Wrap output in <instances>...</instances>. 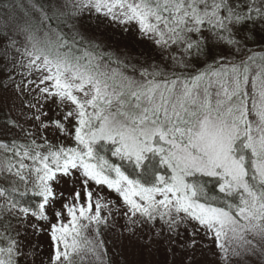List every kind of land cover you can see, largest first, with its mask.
Returning <instances> with one entry per match:
<instances>
[{
	"label": "snow or ice",
	"instance_id": "1",
	"mask_svg": "<svg viewBox=\"0 0 264 264\" xmlns=\"http://www.w3.org/2000/svg\"><path fill=\"white\" fill-rule=\"evenodd\" d=\"M86 13L171 65L113 50ZM11 33L0 88L21 104L0 138V264H21L29 228L47 231V264H113L104 188L122 202L121 236L140 244L135 264H152L161 238L180 241L184 264L198 250L264 264V55L248 47L264 42V0H56Z\"/></svg>",
	"mask_w": 264,
	"mask_h": 264
},
{
	"label": "trees",
	"instance_id": "2",
	"mask_svg": "<svg viewBox=\"0 0 264 264\" xmlns=\"http://www.w3.org/2000/svg\"><path fill=\"white\" fill-rule=\"evenodd\" d=\"M65 2L70 4L71 0H59L60 4H64ZM54 3H56V0H0V35H11V30H14L18 23L35 16L39 7L44 6L45 8H50ZM82 23L85 26V30H87L90 34L100 37L105 43L111 45L112 49L117 52H123V50H120L119 48L121 47L120 45H123V49L127 50L125 53L131 54L138 59L148 57L155 60L157 63L162 62L165 65H171V60L165 59V57H169L167 55L168 53L161 52L159 49L147 42L137 40L133 32H129L125 35L118 27L113 28L112 26H108L106 29H98L95 21L89 20L87 13L84 16ZM53 27H55V24H53ZM124 44H127L128 46ZM248 47L252 49L257 56L264 55V42L257 44L249 43ZM172 51H176V49H173ZM211 61L212 60H209L208 63L211 64ZM197 67L203 68L204 65L198 64ZM6 70H10V66L9 69H5L4 65L0 64V79H3V72ZM15 78L16 81L19 82V76H16ZM4 83L7 84L8 81L4 79ZM0 96H6V101L14 100L16 105L15 108H12L11 104L5 103V101L2 102V98L0 97V128H3L5 114L10 112L12 117H16L20 111L21 101L19 98H16L15 93L10 87L8 89L0 88ZM49 131L52 132L51 129ZM6 136L7 134L1 135L0 138H4ZM49 139L55 142L57 140V134L49 137ZM65 143H71V141H65ZM108 158L113 163H120L116 157H111L109 155ZM124 167L128 168L126 164ZM200 179L206 184L210 194L221 195L219 194L218 186L213 178L201 177Z\"/></svg>",
	"mask_w": 264,
	"mask_h": 264
},
{
	"label": "rangeland",
	"instance_id": "3",
	"mask_svg": "<svg viewBox=\"0 0 264 264\" xmlns=\"http://www.w3.org/2000/svg\"><path fill=\"white\" fill-rule=\"evenodd\" d=\"M205 34L207 35V33ZM120 46V50L122 49L123 52L127 51L123 49V45ZM217 51H219V49H217ZM166 53H168L167 55L169 57L171 56V52ZM0 97L2 98V102L6 101V96ZM4 134L7 133L4 132L3 128H0V136ZM54 134L55 133L49 131L48 137H52L54 136ZM59 138L63 139L62 137ZM61 190L65 191V193L67 194L71 189L68 187L67 184H65ZM97 191H99V193L104 197L106 201L113 202L112 206L114 211L113 218L109 221L110 226L107 229H102L103 238L106 242H108V253L109 256L112 257L113 264H135V261L137 260L135 253L140 248V244L136 241L134 237H129L127 235H124L123 237L121 236L122 225L125 223V220L121 215H119L115 211L116 208H121L122 210V202L120 198L117 196V194L112 191H109L106 188L99 189ZM30 222L35 223V221ZM157 227H159V225H157ZM20 231L23 233L24 229L21 228ZM147 235V229H145V239H147ZM21 239L24 241L25 244V256L21 261V264H47V258L51 253V241L49 239L47 231L37 233L34 232L31 228H29L27 230V234L22 235ZM184 239H187L186 233L184 234ZM179 243L180 241L177 240V244L175 246H169L161 238L158 242H156V249H154L150 257V259L152 260V264H184V260L187 253L180 249ZM33 245H38L39 247L33 249ZM169 247H171V252L168 251ZM213 251H215L214 248ZM33 252L35 253V255L31 254ZM85 264H88L87 260L85 261ZM195 264H216V261L212 256L211 252H205L203 253V255H201V250H198L197 260L195 261ZM232 264H241V262L234 260ZM249 264H256V259L253 258V260L250 261Z\"/></svg>",
	"mask_w": 264,
	"mask_h": 264
}]
</instances>
